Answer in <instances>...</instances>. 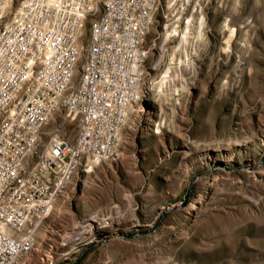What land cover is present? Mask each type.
I'll use <instances>...</instances> for the list:
<instances>
[{
  "label": "rangeland",
  "instance_id": "rangeland-1",
  "mask_svg": "<svg viewBox=\"0 0 264 264\" xmlns=\"http://www.w3.org/2000/svg\"><path fill=\"white\" fill-rule=\"evenodd\" d=\"M201 9L179 50L182 33L164 42L154 16L119 159L74 175L19 264H264V0ZM45 133L71 142L75 126L55 115ZM86 224L92 234L80 237Z\"/></svg>",
  "mask_w": 264,
  "mask_h": 264
},
{
  "label": "built area",
  "instance_id": "built-area-1",
  "mask_svg": "<svg viewBox=\"0 0 264 264\" xmlns=\"http://www.w3.org/2000/svg\"><path fill=\"white\" fill-rule=\"evenodd\" d=\"M93 60L73 63L75 21L90 0H18L0 26V264H19L54 201L74 175L119 159L115 127L143 84L147 16L166 15L163 31L200 17L202 0H98ZM85 32V30L83 31ZM70 65L84 73L78 93H58ZM74 79L71 84H73ZM49 114L75 126L73 141L45 137Z\"/></svg>",
  "mask_w": 264,
  "mask_h": 264
},
{
  "label": "bare ground",
  "instance_id": "bare-ground-1",
  "mask_svg": "<svg viewBox=\"0 0 264 264\" xmlns=\"http://www.w3.org/2000/svg\"><path fill=\"white\" fill-rule=\"evenodd\" d=\"M159 1H166V0H159ZM3 5L0 7V13H2L6 6L9 3V0H2ZM104 8H106V1H99V6H98V0H90V4L85 5V11H84V17L81 18V20H76L75 21V34H76V39L73 40L72 43V50H73V63H81V56L85 60H93V52L90 51L89 46H81V43L79 42V36H81V28L84 24V21L87 18L93 17L94 18V13H104ZM157 14V12H150V14L147 16V30H149L154 16ZM163 23L166 24V15H162ZM193 23V22H192ZM192 24L183 27L180 30H172V33L164 31V42L168 39V37L173 34L176 35L178 33H182L180 35L179 41H178V46L176 50H179L181 47L184 48L187 39L189 37V28L191 27ZM199 25L201 26L202 23L200 22ZM146 35V34H145ZM97 38V20H93L90 29H89V34L87 39H96ZM176 50L173 51L172 56L176 52ZM185 51L183 50V56L184 59L182 60L179 58V64H183L184 66H189V59L187 55L184 53ZM146 57L141 58V66L143 68V64L145 62ZM170 62L172 60V57L169 58ZM169 66V63H168ZM169 71L170 67H167L164 71L163 76L159 79L158 82L154 84V89L156 88L155 92L158 96L163 95L162 94V85H164L168 80L167 78L169 77ZM163 73V72H162ZM74 79L73 84L72 82ZM146 77L144 76V73L140 74V81H145ZM84 84V73H77V65H70L64 72V75L62 76V83L58 86V93L59 94H66L68 91L70 93H78L79 89L81 88V85ZM153 87V86H152ZM151 87V88H152ZM135 91L136 95H131V101L130 103H125L124 106V114L123 118L120 119V123L118 126L115 127V142H120V132L122 131L126 120L128 116L132 114V112L135 110L137 107V104L142 99L143 96V84H135ZM174 93L178 91V89H173ZM141 111H143L141 109ZM144 112V111H143ZM56 114H49L48 116V123L52 120V118ZM46 135V133H45ZM56 135L50 136L49 138H55ZM93 220V219H91ZM92 234L91 231V225L86 224L84 227H82L81 231L78 233L80 237H85V236H90Z\"/></svg>",
  "mask_w": 264,
  "mask_h": 264
}]
</instances>
